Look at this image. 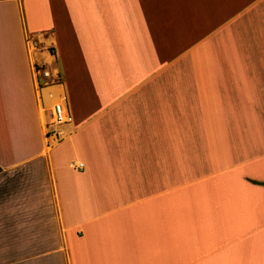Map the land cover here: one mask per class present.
<instances>
[{
    "label": "crops",
    "instance_id": "crops-1",
    "mask_svg": "<svg viewBox=\"0 0 264 264\" xmlns=\"http://www.w3.org/2000/svg\"><path fill=\"white\" fill-rule=\"evenodd\" d=\"M33 1L0 0V264H264V0Z\"/></svg>",
    "mask_w": 264,
    "mask_h": 264
},
{
    "label": "rangeland",
    "instance_id": "rangeland-1",
    "mask_svg": "<svg viewBox=\"0 0 264 264\" xmlns=\"http://www.w3.org/2000/svg\"><path fill=\"white\" fill-rule=\"evenodd\" d=\"M32 1V3L34 4V1L33 0H31ZM121 2H117L116 4H117V6H118V9H122V5H123V3H127V2H135L136 4H135V12H137L138 14H141V12L144 10V11H152V10H155L156 9V7H157V5H158V3H159V5H160V3H165V4H163V5H160V8L161 7H164L165 9H166V11H167V3H166V0H120ZM116 1H113L112 3H109V2H107L106 3V5L107 6H109V4H111V7H110V9H116L114 6H113V3H115ZM183 2V1H182ZM26 4L28 5V3L26 2ZM75 4H77V3H75ZM80 4H83V3H80ZM125 6V11L126 12H128V11H131L132 9H133V6H134V4H127V5H124ZM184 7L185 6H183V3H182V6H181V4H175V10L177 11V10H180L181 11V14H182V9H184ZM187 10H190L191 11V8H187ZM112 12H114V11H111V13ZM108 14H106V16H107ZM84 17V16H83ZM83 17H79V20L81 21V22H83V21H85L84 19H83ZM99 18V17H98ZM126 27H129V25H127V24H124ZM153 31H159L158 33L160 34V26H157L156 28H154L153 29ZM31 38H33V37H31ZM34 41H36L35 39H33ZM105 42L107 43V47H106V51H107V53L109 54L110 52H112L113 50H114V45H115V43H118V40H116V41H114L113 43H109L110 42V39H109V30H108V26H106V28H105ZM87 52H88V56H89V60H90V62L91 63H93V61L95 62V63H97L98 62V58H99V55H100V53H99V40L96 38V37H94L93 39H92V41L90 42V48H88L87 49ZM50 54H52V55H54L53 53H52V51H50ZM122 57H123V55L120 57V59H122ZM104 61V60H103ZM38 66H36L35 67V72H36V75L38 76L39 75V72H40V69H42V68H46V69H48V70H50V72H52L53 73V71H52V67L51 66H46L45 64H41V65H39V64H37ZM56 71V70H55ZM41 73H42V71H41ZM40 73V74H41ZM56 74L58 73V78H59V76H60V79H58V80H56V75L54 74L53 76H55V82L56 81H60L61 79H62V77H61V73H60V71L58 72V71H56L55 72ZM39 77V80L41 81L42 79H43V77H42V75H40V76H38ZM53 79V77H51L49 80H52ZM46 82H47V80H46ZM45 86V85H44ZM56 103V102H55ZM61 103H63V102H61ZM50 115V114H49ZM49 115H47V117H46V119L48 120V118H49ZM51 117H52V115H51ZM48 126L50 127V129H48V131H49V133L50 134H52V132L50 131V130H52L51 128H53V127H55V126H57V125H55L54 124V122H52V119H51V121H50V123L48 122ZM54 130H56V129H54ZM48 133V134H49ZM56 137L59 139L60 137H62V136H60V133H58V132H56ZM60 140V139H59ZM250 259V254L248 253L246 256L245 255H243L242 253L239 255V261L236 263V264H251V263H253L251 260H249ZM263 262H264V260H263Z\"/></svg>",
    "mask_w": 264,
    "mask_h": 264
},
{
    "label": "built area",
    "instance_id": "built-area-1",
    "mask_svg": "<svg viewBox=\"0 0 264 264\" xmlns=\"http://www.w3.org/2000/svg\"><path fill=\"white\" fill-rule=\"evenodd\" d=\"M42 71V73H41ZM37 72V71H36ZM41 73V74H40ZM42 75L43 79L40 81L43 85H48L49 83H58L59 81L55 82V76L54 73L50 72V70L46 68L40 69L39 75ZM56 80L60 79V76L58 78V73L56 74ZM51 77H53L52 80H49ZM39 78V77H38ZM47 80V82H46ZM71 121V115L66 109L65 105L61 102L54 103L52 108V122H54L55 125H61L64 123H68Z\"/></svg>",
    "mask_w": 264,
    "mask_h": 264
},
{
    "label": "trees",
    "instance_id": "trees-1",
    "mask_svg": "<svg viewBox=\"0 0 264 264\" xmlns=\"http://www.w3.org/2000/svg\"><path fill=\"white\" fill-rule=\"evenodd\" d=\"M0 171H1V166H0Z\"/></svg>",
    "mask_w": 264,
    "mask_h": 264
}]
</instances>
